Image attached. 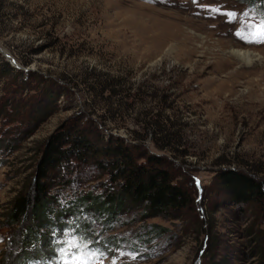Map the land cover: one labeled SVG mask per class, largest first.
<instances>
[{
	"label": "rangeland",
	"instance_id": "374dc122",
	"mask_svg": "<svg viewBox=\"0 0 264 264\" xmlns=\"http://www.w3.org/2000/svg\"><path fill=\"white\" fill-rule=\"evenodd\" d=\"M262 19L264 0H0V48L24 72L0 63V132L8 130L0 134V254L22 249L11 246L2 214L28 183L40 147L77 122L172 159L176 180L192 192L178 218L128 212L105 225L83 214L96 242L119 240L104 251L80 237L104 252V264H264V201L235 205L216 178L235 168L264 182ZM232 50L247 51L249 62ZM154 120L180 138L175 155L154 142ZM90 172L94 180L62 179L51 189L58 205L100 192L106 175ZM147 224L164 230L137 249ZM66 231L49 232L41 243L48 258L29 264H58L50 251Z\"/></svg>",
	"mask_w": 264,
	"mask_h": 264
},
{
	"label": "trees",
	"instance_id": "16d2710c",
	"mask_svg": "<svg viewBox=\"0 0 264 264\" xmlns=\"http://www.w3.org/2000/svg\"><path fill=\"white\" fill-rule=\"evenodd\" d=\"M0 63L10 73L24 74L22 69L13 67L3 58H0ZM149 125L153 128L156 145L159 140L164 141L159 147H169L175 155L176 147L181 145L180 138L169 129L157 128L160 124L156 120ZM7 131L0 134L6 135ZM21 132L19 125L12 130L16 134ZM14 138H9L8 143ZM176 169L172 159L149 153L138 144L127 143L114 135L105 138L94 135L77 122L54 131L40 147L28 183L16 192L2 214L9 233L19 238L15 241L12 235L9 238L11 246L19 243L22 249L15 256L12 249H5L0 254V263L29 264L34 259L42 263L49 255L44 254L41 243L50 239L49 232L57 233L60 238L63 229L79 237L90 238L100 250H109L117 245L119 240L113 236L96 242L90 229L91 220L82 218L83 214H93L105 225L111 224L120 213L128 212L138 213L140 219L178 218L192 205L193 198L191 187H185L176 180ZM90 171L106 175L104 182L99 184L100 192L90 189L75 193L65 207L58 205L51 189L63 180H76L79 185L94 180ZM69 175L73 176L72 179ZM216 178L219 188L235 205L264 201V182L248 172L228 168L218 171ZM65 214L74 216L75 222L66 223ZM144 227L146 238L139 240L137 249L164 230L158 224ZM41 228L45 231H40ZM55 249H51V255Z\"/></svg>",
	"mask_w": 264,
	"mask_h": 264
},
{
	"label": "snow or ice",
	"instance_id": "6c2138e0",
	"mask_svg": "<svg viewBox=\"0 0 264 264\" xmlns=\"http://www.w3.org/2000/svg\"><path fill=\"white\" fill-rule=\"evenodd\" d=\"M229 15L235 16V13H229ZM243 27L251 28L253 26L249 22ZM256 28L264 31V19L256 25ZM55 243L57 245L55 250L59 253L58 264H94L96 261H98V264H104L102 259L104 252L98 249H88L82 238L72 235L68 231L64 233L63 240H57Z\"/></svg>",
	"mask_w": 264,
	"mask_h": 264
},
{
	"label": "bare ground",
	"instance_id": "6f19581e",
	"mask_svg": "<svg viewBox=\"0 0 264 264\" xmlns=\"http://www.w3.org/2000/svg\"><path fill=\"white\" fill-rule=\"evenodd\" d=\"M232 54H234L235 56L245 60L246 62H249V54L247 51H239V50H232L231 51Z\"/></svg>",
	"mask_w": 264,
	"mask_h": 264
},
{
	"label": "water",
	"instance_id": "95a60500",
	"mask_svg": "<svg viewBox=\"0 0 264 264\" xmlns=\"http://www.w3.org/2000/svg\"><path fill=\"white\" fill-rule=\"evenodd\" d=\"M0 53L3 54L5 56L6 61H8L13 67L17 68V69H23L21 65H19L18 63H16L14 60H12L10 58L9 55H7L1 48H0Z\"/></svg>",
	"mask_w": 264,
	"mask_h": 264
}]
</instances>
